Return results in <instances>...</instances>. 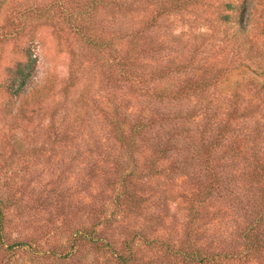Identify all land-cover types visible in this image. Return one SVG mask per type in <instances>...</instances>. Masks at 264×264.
Segmentation results:
<instances>
[{
  "label": "trees",
  "instance_id": "1",
  "mask_svg": "<svg viewBox=\"0 0 264 264\" xmlns=\"http://www.w3.org/2000/svg\"><path fill=\"white\" fill-rule=\"evenodd\" d=\"M39 27L70 55L56 90L37 71ZM4 63L0 244L11 260L264 264V0H0ZM96 68L102 101L76 87ZM29 140L33 161L47 144L71 151L86 202L34 194L38 169L3 173L5 146L15 157Z\"/></svg>",
  "mask_w": 264,
  "mask_h": 264
},
{
  "label": "rangeland",
  "instance_id": "2",
  "mask_svg": "<svg viewBox=\"0 0 264 264\" xmlns=\"http://www.w3.org/2000/svg\"><path fill=\"white\" fill-rule=\"evenodd\" d=\"M1 14L4 16V11H1ZM1 15V16H2ZM202 31H205V27L201 29ZM39 37L37 38V52L39 55V65H38V72L40 73V77L42 78H48L55 86V90L60 88L61 85L65 84L67 81V75H68V66L70 63V55L68 54V50L65 45V41H58L56 34L52 31V29L45 28V27H39ZM69 43H71V47L74 49H77L78 44L76 42H73V40L69 39ZM7 52L11 50V45L8 47H5ZM84 52V51H83ZM89 62L85 61L83 67H88ZM102 65L99 64V66ZM97 66V65H96ZM3 67H5V63L1 65L0 72L2 71ZM98 67V66H97ZM96 70H99V68L94 69L93 71H90V73H87V75H84L81 79V82L76 84V87L79 88V91L81 92V89L85 88L86 86L89 87V97L93 96L94 98H98V100L102 101V97H100V94L96 93L95 91L98 88V78L92 77V74L96 72ZM89 80V82H87ZM234 80L232 82V85L235 84ZM71 88V87H70ZM73 89H70V93L73 94ZM5 96L0 94V104H2L5 100ZM47 102L50 104H53L50 98L47 99ZM52 102V103H51ZM26 127V125H25ZM27 129L30 131L32 130V126H27ZM5 130V124L0 122V143H6L8 141L9 135L7 134ZM20 135V134H19ZM40 146V145H39ZM38 146V147H39ZM33 145L30 143V140L25 144L24 150L22 154H18L15 157H11L9 155L8 147L5 146V154L2 155V159L7 161V167H9V170L6 171V167L3 170V173H7L9 176L18 178L24 174L27 173V171L30 169L32 170H39V173L37 175H34L36 177V180L39 181V184H31L32 186H35L34 194L42 193L43 196L48 194L50 191H55L56 193L65 192L68 197L70 198L71 195L74 196H81L83 198V201L86 202L87 200V190L85 187H78L77 183L78 180H82L83 182L86 180L85 173L78 174L76 167L73 165V159H72V153L70 150H68V153L66 156H57V150L53 149L51 145H46L44 147L45 152L43 155H39L38 158H36L35 161L32 160L31 154H29V151L32 150ZM43 149V148H41ZM63 157V158H62ZM0 164L3 165L0 159ZM6 174V175H7ZM3 176V175H2ZM35 182V181H33ZM73 196V197H74ZM47 211H41L39 216V224H42L44 222V219L47 217ZM84 214L83 211L79 212V216H82ZM41 217V219H40ZM79 218V217H78ZM73 225H77L78 223L73 219L72 220ZM57 225H60V222L57 223ZM217 226L211 225L209 227L210 233H214ZM9 232L11 237H17L19 236L14 230L10 229L9 231L6 230V233ZM64 238V237H61ZM8 243H5V245L0 244V264H29L27 262L26 257L24 255L18 254L14 259H10V254L5 251V248ZM91 257L87 258L86 262H83L82 264L89 263L91 261Z\"/></svg>",
  "mask_w": 264,
  "mask_h": 264
}]
</instances>
